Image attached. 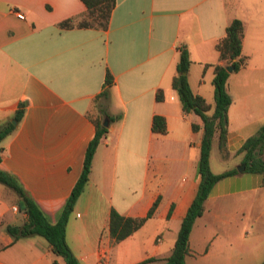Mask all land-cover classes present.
Returning <instances> with one entry per match:
<instances>
[{"label":"crops","instance_id":"0c3cea01","mask_svg":"<svg viewBox=\"0 0 264 264\" xmlns=\"http://www.w3.org/2000/svg\"><path fill=\"white\" fill-rule=\"evenodd\" d=\"M263 5L264 0H114L107 27L100 30L56 26L84 13L80 0H0V124L10 122L20 104L23 110L1 142L0 169L17 180L49 221L80 172L94 133L92 119L101 111L106 113L102 122L119 115L107 119V132L65 224V241L81 264H133L169 253L198 183L201 136V129L190 128L192 122L200 124L199 117L182 113L170 85L177 48L184 47L190 58V90L212 104V67L205 64L224 63L214 44L233 18L242 24L244 60L225 81L230 97L226 160L231 162L222 171L241 164L235 151L264 125ZM105 70L113 83L107 99L94 105ZM153 115L163 117L164 134L150 130ZM259 197L264 200L258 173L243 168L218 179L193 221L185 264H259L264 235L256 228L260 218L252 215ZM155 200L139 228L113 241L110 209L143 217ZM24 220L18 196L0 186V264H65L38 235L11 241L4 226Z\"/></svg>","mask_w":264,"mask_h":264},{"label":"trees","instance_id":"16d2710c","mask_svg":"<svg viewBox=\"0 0 264 264\" xmlns=\"http://www.w3.org/2000/svg\"><path fill=\"white\" fill-rule=\"evenodd\" d=\"M85 7L83 14L68 17L56 23L59 29L69 28H95L105 30L107 27L110 12L114 6V0H80ZM242 37V24L237 18H233L226 25L224 35L214 44L218 57L224 60L223 64H205L212 67V104L192 93L189 88L186 72L190 64L187 50L179 46L178 59L175 64V75L171 79V88L177 92L180 108L183 114L193 113L200 119V124L191 123L192 131L201 129V136L198 146V157L196 162V174L198 183L194 196L182 216L176 237L169 253L163 258H146L133 264H143L150 261H157V264H185L184 256L188 252V235L193 221L203 211V202L206 199L212 185L220 178L236 173V169L225 170L220 173H213L209 167V152L212 141L215 138L216 147L220 157H228L226 150V109L230 103V97L225 89V81L229 74L226 67H231L230 72L237 71L242 65L244 57L240 54ZM113 79L108 70H105L102 82V90L94 97L96 105L98 98L107 99L108 89ZM155 99H161L160 90L155 92ZM22 104L15 110L12 118L18 121L22 115ZM101 115L106 113L100 112ZM101 115L92 119L94 133L88 141L81 164L80 172L72 185L66 199L56 211L54 221H49L46 214L37 206L33 199L24 191L17 180L9 173L0 169V183L10 188L18 196V209L25 215V220L19 225L6 224L4 231L15 241L20 237L38 235L42 237L53 254L60 256L65 264H81L69 249L64 229L67 217L72 210L73 204L82 192L88 179L91 159L99 142L107 128L102 125ZM119 115L108 116L109 121L118 119ZM14 129L9 121L0 124V153L2 140ZM150 130L154 133L164 134L166 131L162 116L153 115L150 122ZM241 154L240 163L244 164V171L260 174V186H264V125H261L254 134L243 140L235 151ZM157 204L155 200L143 217H129L120 215L114 209H110L108 218V233L113 241L117 242L139 228L142 223L154 211ZM264 264V259L259 263Z\"/></svg>","mask_w":264,"mask_h":264},{"label":"rangeland","instance_id":"374dc122","mask_svg":"<svg viewBox=\"0 0 264 264\" xmlns=\"http://www.w3.org/2000/svg\"><path fill=\"white\" fill-rule=\"evenodd\" d=\"M262 10H263V7H262ZM263 12H264V10H263ZM214 142H215V138H214V140L212 141V144H211L212 148H211V157H210L209 166H210V170L215 173V172L222 171V170L226 169L227 167H229L231 161L230 160L227 161L226 160L227 157L223 158V159L219 158V156H220L219 155V151H218V149H216L217 147H215ZM235 155H240L241 156V154H235ZM0 186H5V185L0 183ZM255 195H257V193H255ZM256 202L260 203L261 205L257 208V210H253L252 215H253V217H259L260 218L261 221L258 224L259 226L256 227V228H259L258 234L264 235V207H262V206H264V200H262L259 197ZM7 215L12 217L10 212H8ZM18 216H19L18 213L15 214V218H18ZM261 245H264V239H263V243H261Z\"/></svg>","mask_w":264,"mask_h":264},{"label":"water","instance_id":"95a60500","mask_svg":"<svg viewBox=\"0 0 264 264\" xmlns=\"http://www.w3.org/2000/svg\"><path fill=\"white\" fill-rule=\"evenodd\" d=\"M226 70H227L228 72H230V71H231V67H229V66L226 67ZM10 122H11L12 124H15V120H14V119L10 120ZM102 124H103L104 126L107 125V119H106V118L103 120ZM243 168H244V164H243V163H241L239 166H236V167H235V169H236L237 171H241Z\"/></svg>","mask_w":264,"mask_h":264},{"label":"built area","instance_id":"2783aa9c","mask_svg":"<svg viewBox=\"0 0 264 264\" xmlns=\"http://www.w3.org/2000/svg\"><path fill=\"white\" fill-rule=\"evenodd\" d=\"M10 11L15 12L16 14H18V12L15 11L14 9H11ZM12 209L15 211L17 208L15 206H12Z\"/></svg>","mask_w":264,"mask_h":264}]
</instances>
